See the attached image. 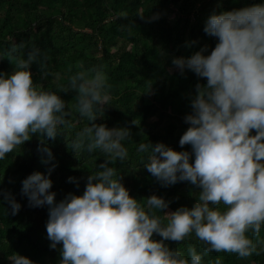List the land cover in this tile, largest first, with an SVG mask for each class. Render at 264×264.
<instances>
[{
    "label": "clouds",
    "instance_id": "obj_1",
    "mask_svg": "<svg viewBox=\"0 0 264 264\" xmlns=\"http://www.w3.org/2000/svg\"><path fill=\"white\" fill-rule=\"evenodd\" d=\"M203 31L217 40L210 54L205 55V45L189 57L172 59L181 74L187 69L206 80L195 85L184 117L189 127L179 139L191 151L147 140L135 148L138 167L162 186L187 181L199 189L190 208L174 211H164L170 201L162 196H131L118 169L110 166L128 160L130 129L95 123L112 99L102 65L78 63L67 83L53 91L33 81L30 65L39 49L27 58L14 55L22 46L4 53L15 70L0 72V161L34 134L51 139L60 133L78 158L104 157L90 169L82 195L70 192L59 202L49 191V175L36 171L22 181L30 207L48 206L47 238L50 248L60 245L59 264H203L213 251L241 259L264 252V2L213 12ZM52 76L60 79L59 73ZM67 91L75 93L71 102L59 94ZM77 120L84 121L82 127L69 135ZM39 151L46 154L43 163L54 159L46 145ZM68 180L79 186L78 178ZM0 194L6 213L15 215L20 203L10 192ZM190 238L202 251L187 243ZM165 241H184L186 247L172 249ZM7 259L34 264L16 252ZM209 264L222 260L217 256Z\"/></svg>",
    "mask_w": 264,
    "mask_h": 264
},
{
    "label": "trees",
    "instance_id": "obj_2",
    "mask_svg": "<svg viewBox=\"0 0 264 264\" xmlns=\"http://www.w3.org/2000/svg\"><path fill=\"white\" fill-rule=\"evenodd\" d=\"M261 2L264 0H0V72L11 74L15 70L13 61L4 55L13 45L22 46L14 55L25 58L34 48L39 49L30 65L33 81L53 91L67 83L78 63L85 67L102 65L112 99L95 123L130 129L128 160L110 166L118 169L121 182L137 200L155 194L170 201L164 211L190 208L195 203L193 193L199 189L187 181L162 186L146 169L138 167L136 144L147 140L176 151H191L190 145L180 146L179 139L189 127L184 117L191 111L189 101L195 85L206 80L187 69L181 74L172 59L189 57L205 45V55L210 54L217 40L203 28L213 12ZM154 15L158 18L151 19ZM52 73H59L60 79ZM59 94L66 102L75 95L72 91ZM134 120L139 123L133 124ZM83 123L77 120L69 135ZM44 145L54 157L48 164L42 162L46 154L39 151ZM103 160L98 154L78 158L68 147L66 134L60 133L51 139L34 134L0 161V193L10 192L21 205L15 215L7 214L0 194V264H11L7 257L12 252L30 258L34 264H59L61 259L60 245L50 248L47 238L48 206L30 207L21 192L22 181L36 171L49 175V191L56 193L59 202L70 192L82 195L90 169ZM52 164L56 167L49 174ZM69 177L78 178L79 186ZM260 235L264 238V228ZM153 239L161 238L154 234ZM165 243L172 249L186 247L184 241ZM187 243L202 251L195 238ZM217 256L222 264H264V252L241 259L216 251L204 256L203 264Z\"/></svg>",
    "mask_w": 264,
    "mask_h": 264
}]
</instances>
